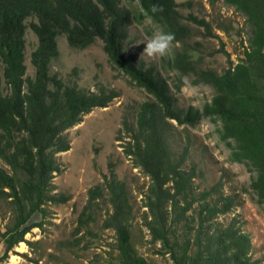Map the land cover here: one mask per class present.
I'll use <instances>...</instances> for the list:
<instances>
[{
    "label": "trees",
    "instance_id": "trees-1",
    "mask_svg": "<svg viewBox=\"0 0 264 264\" xmlns=\"http://www.w3.org/2000/svg\"><path fill=\"white\" fill-rule=\"evenodd\" d=\"M128 1L136 5L122 0H0V159L7 166H0V211L3 205L2 219L9 214L1 233L4 252L24 241L37 226L31 219L46 204L68 200L53 191L52 183L61 172L56 154L70 148L66 130L118 96L112 89L64 84L51 73V62L60 54L58 37L64 36L76 49L99 39L109 61L149 96L138 104L133 121L124 117L116 138L125 156L148 177L143 206L151 241L159 242L174 264H258L238 219L217 221L236 205L235 195L224 193L221 177L198 190L194 179L201 170L195 163L186 165L188 146L175 150L171 138L172 121L184 127H195L203 118L218 123L230 158L253 173L249 187L256 203L264 204V0H223L244 15L249 36L243 55L220 73L204 67L199 50L188 42V22L210 28L204 18L191 13L183 17L178 7L190 1ZM146 17L160 30L174 33L172 43H179L156 63L127 50L130 26ZM29 27L37 37L30 53L33 76L25 64ZM167 71L180 75L174 86L163 73ZM181 76L210 85L211 99L201 107L180 105L175 91ZM102 202L109 210L101 225L115 233L118 264H149L133 242L131 192L112 167L102 183L88 189L75 232L89 230Z\"/></svg>",
    "mask_w": 264,
    "mask_h": 264
},
{
    "label": "rangeland",
    "instance_id": "rangeland-1",
    "mask_svg": "<svg viewBox=\"0 0 264 264\" xmlns=\"http://www.w3.org/2000/svg\"><path fill=\"white\" fill-rule=\"evenodd\" d=\"M176 1H190L178 7L183 17L191 13L210 24L206 30L186 20L191 30L188 42L199 50L204 67L220 73L229 61L236 62L243 55L248 45L249 27L242 13L223 0L214 4L208 0ZM122 4L134 6L136 1L131 4L122 0ZM30 20L28 18L27 22ZM156 31L161 30L149 17L141 23H133L129 29L128 52L146 63L160 61L162 57L150 58L143 54L144 43ZM57 41L60 54L51 62V73H56L64 84L76 83L79 88L92 91L103 87L112 89L118 96L105 107H94L78 124L66 130L70 148L56 154L61 172L54 175L52 183L54 192L69 198L66 202L46 204L43 213L31 219L37 226L7 253L4 252L1 233L9 214L7 212L2 219L6 210L1 205L0 264H118L113 249L115 233L101 225L109 210L108 203L102 202L95 210V221L89 225L88 231L75 232L77 216L86 204L88 189L102 183L103 175L109 174L110 167L131 192L132 236L138 253L149 264H174L160 243L151 241L144 224L143 194L148 177L125 156L122 141L116 138L119 129L123 128L124 117L133 121L138 104L149 98L148 94L109 61L99 39L83 49L70 48L64 36H59ZM178 44L171 43L167 54ZM36 45L37 37L29 27L25 33V64L30 76L34 74L30 53ZM163 73L171 86L178 82L180 75L176 72ZM175 92L180 105L201 107L211 99L214 89L207 84L193 83L189 76H181L180 89ZM172 123L173 148L181 151L187 145L186 165L195 163L201 170V176L194 179L198 190L214 184L221 177L224 193L235 195L236 205L230 212L218 216L217 221L225 224L232 217L238 219L242 230L250 236L252 259L264 264V204L256 203L249 187L253 173L245 164L230 158V149L220 139L215 121L203 118L195 127ZM0 166L7 168L1 159Z\"/></svg>",
    "mask_w": 264,
    "mask_h": 264
},
{
    "label": "clouds",
    "instance_id": "clouds-1",
    "mask_svg": "<svg viewBox=\"0 0 264 264\" xmlns=\"http://www.w3.org/2000/svg\"><path fill=\"white\" fill-rule=\"evenodd\" d=\"M152 10L155 12L157 8L154 6ZM174 39L175 35L172 32L156 31L144 43L143 54L150 58L163 57L167 54L170 44Z\"/></svg>",
    "mask_w": 264,
    "mask_h": 264
}]
</instances>
